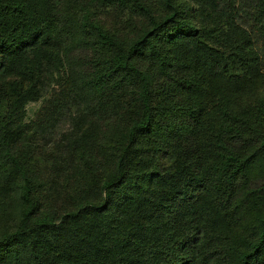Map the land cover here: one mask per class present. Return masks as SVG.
I'll return each instance as SVG.
<instances>
[{
  "label": "trees",
  "instance_id": "1",
  "mask_svg": "<svg viewBox=\"0 0 264 264\" xmlns=\"http://www.w3.org/2000/svg\"><path fill=\"white\" fill-rule=\"evenodd\" d=\"M3 219L0 264H264V0H0Z\"/></svg>",
  "mask_w": 264,
  "mask_h": 264
},
{
  "label": "rangeland",
  "instance_id": "2",
  "mask_svg": "<svg viewBox=\"0 0 264 264\" xmlns=\"http://www.w3.org/2000/svg\"><path fill=\"white\" fill-rule=\"evenodd\" d=\"M51 96H52V94L47 95V96L37 100L36 102L29 103L26 106V110H27L26 122H28V123L32 122L33 123V122H36V120L45 122V119L47 117L42 118L41 116H42V113L45 111V108L48 107V102L50 101ZM69 125H70V122L62 120V122H60L57 125L55 132L52 133L53 138H55V139L50 140L48 143H50L51 141L57 140L62 133L66 132V130L69 129ZM41 144H43V145H41ZM41 144H39L38 146L40 147V146H47L48 145L47 143H41ZM5 219L0 220V228L1 229L4 227L3 223H4ZM9 219H10V217H9Z\"/></svg>",
  "mask_w": 264,
  "mask_h": 264
}]
</instances>
